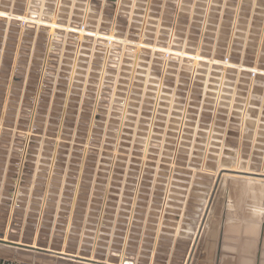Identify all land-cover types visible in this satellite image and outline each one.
<instances>
[{
    "label": "rangeland",
    "instance_id": "374dc122",
    "mask_svg": "<svg viewBox=\"0 0 264 264\" xmlns=\"http://www.w3.org/2000/svg\"><path fill=\"white\" fill-rule=\"evenodd\" d=\"M47 1L53 3L50 15L55 20L62 14L74 20L87 13L101 25L115 21L125 33L139 27L132 16L140 14L143 0H123V6L112 3L118 0ZM150 1L162 14V28L168 27L176 0ZM25 4L26 0H0V10L20 12ZM183 4L180 28L185 35L190 23L194 49L206 56L228 54L234 61L264 68V0H183ZM6 15L0 12V17ZM5 23L0 18V236L6 235L4 240L21 239L92 260L123 264L128 257L135 264H184L206 199L214 196L205 225L227 224L230 210L252 203L243 179L249 184H263L264 179L238 172L264 176V125L247 120L245 135L237 126L225 139L174 138L155 136L153 126L148 131L142 121L122 120L121 106L93 117L94 108L74 85L52 83L39 88L37 64L46 32H23ZM240 82L248 85L245 78ZM195 87V98L201 101L204 85L195 82ZM241 90L237 102L257 107H249V115L264 121V77ZM206 101L212 105L208 108L219 107L217 99ZM234 106L229 115L239 117ZM223 168L235 173L223 177L235 178L223 179L214 192ZM263 188L257 199L264 204ZM188 228L195 229L193 235L184 231ZM12 251L0 246V257L44 264ZM213 254L220 259L242 256L238 249H217ZM263 254L259 249L255 255L260 264ZM202 255L197 247L193 259Z\"/></svg>",
    "mask_w": 264,
    "mask_h": 264
},
{
    "label": "built area",
    "instance_id": "2783aa9c",
    "mask_svg": "<svg viewBox=\"0 0 264 264\" xmlns=\"http://www.w3.org/2000/svg\"><path fill=\"white\" fill-rule=\"evenodd\" d=\"M35 4L28 7L26 2L24 10L30 8L28 13L8 17V28L16 26L23 32L51 29L47 18L53 3L44 0ZM139 4L140 14L132 16L139 27L125 33L115 21L101 25L87 13L74 20H66L64 14L57 18L58 25L52 34L46 32L38 57L39 88L70 83L94 108L93 117L105 111L111 113L112 106H121L122 120L142 121L148 131L153 126L155 136L225 139L231 130L240 127V117L230 116L229 110L234 105L244 106L237 102L241 86L250 87L264 77V68L234 61L228 54L202 55L208 57L202 63L211 68L208 73L227 77L221 88L234 96L226 94L217 99L216 93L215 98L204 96L203 89L204 97L198 101L195 82L205 87V73L192 65L195 49L189 37L190 23L185 35L180 28L184 27L183 0L173 2L174 15L166 28H162V14L154 11L152 1ZM162 30L165 34L158 35ZM244 78L248 85L240 82ZM211 81L220 82L214 78ZM209 99L214 103L217 99L219 107L208 108L212 106L206 101ZM226 110L228 113H224Z\"/></svg>",
    "mask_w": 264,
    "mask_h": 264
},
{
    "label": "crops",
    "instance_id": "0c3cea01",
    "mask_svg": "<svg viewBox=\"0 0 264 264\" xmlns=\"http://www.w3.org/2000/svg\"><path fill=\"white\" fill-rule=\"evenodd\" d=\"M5 22V26H8L9 21L7 18H5ZM240 173L248 174L250 172ZM225 178L235 177H223L222 180ZM243 180L246 183L245 191L253 196L252 203L248 205L250 211L247 206L246 208L243 206H240L239 208L236 207L235 210H230V216L232 219H230L227 224L222 223V225H219L217 222L207 223L205 228H203V232L197 245L198 248L204 251V255L194 259L192 258L190 264H260L259 259L256 258L255 255L259 249L264 251V218H258L263 216L264 213L256 214L259 211L256 208H259L258 205L264 206V204L257 199L260 197V186L264 187V183L260 184V182H258L249 184L245 179ZM207 202L208 199L205 200L204 206ZM199 224L200 221L196 226V229L199 227ZM225 224L230 227H236V229L234 228L230 230L228 227H225ZM215 226H217V228H215ZM251 226L253 227V230H251ZM194 238L195 237H192V243L195 240ZM217 249H238L241 250L242 256L236 259L216 258L213 253L215 250L217 251ZM261 264H264V257L262 258Z\"/></svg>",
    "mask_w": 264,
    "mask_h": 264
},
{
    "label": "water",
    "instance_id": "95a60500",
    "mask_svg": "<svg viewBox=\"0 0 264 264\" xmlns=\"http://www.w3.org/2000/svg\"><path fill=\"white\" fill-rule=\"evenodd\" d=\"M19 11H15V13ZM23 11H20L22 13ZM220 182V177L218 176L216 179L215 183V188L214 192H216ZM214 196L209 201L208 207L205 211L202 223L199 227L197 236L195 237V240L193 243H191V249L189 252V257L187 264H190L193 255L195 253V250L197 248L199 239L201 237V234L203 232V228L205 226V222L207 220L211 205H212V199ZM0 246L2 247H7L9 249H13L15 251H12L16 255H21L24 254L26 257H28L31 260H40L44 264H72V263H77V264H120L119 260H109V262H104L103 260H92L90 258L86 257H76L74 253H62L60 250L50 248L46 246H41L37 244L36 246L33 245V243H27V242H20L19 240H14L11 238H8L7 240H4V236H0ZM49 250V251H48ZM0 264H30L28 262H22V261H17V260H11L10 258H3L0 257ZM123 264H135L133 260L130 258L126 257L125 260L123 261Z\"/></svg>",
    "mask_w": 264,
    "mask_h": 264
},
{
    "label": "bare ground",
    "instance_id": "6f19581e",
    "mask_svg": "<svg viewBox=\"0 0 264 264\" xmlns=\"http://www.w3.org/2000/svg\"><path fill=\"white\" fill-rule=\"evenodd\" d=\"M35 1L37 2V1H39V2H43L44 0H26V2H27V6L29 7V5H30V7L32 6V5H34V6H37L36 4H35ZM256 2V0H254V3ZM117 4L118 5H122L123 6V4H124V2H123V0H118L117 1ZM39 5H40V3H39ZM43 6V5H42ZM42 6H41V9H42ZM30 9V8H29ZM28 9V11L26 12L25 10H24V12H22V13H18V14H24V13H28L30 10ZM40 11V10H39ZM124 11V10H123ZM0 12H4V13H6V14H9V16L8 15H6V16H4V17H0V18H2V19H5V18H8V17H10L11 15H13L14 13H15V11H12V10H9V11H3V10H0ZM100 20H101V18L99 17L98 18V22H100ZM130 20V19H129ZM59 21H57V20H55L53 17H51V15L50 14H48V18H47V23L49 24V26L51 27V29H47V30H45V32H48V34H52L53 33V31H54V29H55V25H58L57 23H58ZM9 29H6L5 30V32H6V34L9 32L8 31ZM34 42H36V36L35 37H33V41H32V43L34 44ZM193 66L194 67H198V68H200V69H203V70H205V71H203V70H198V72H203V73H205V77H204V83H205V87L203 88L204 90H205V95H207L208 93H211V94H213V97H214V95H215V93L217 94V99H219V98H222V95H226V94H230V93H228V92H224V90L221 88L222 87V85L224 84L225 85V82L227 81V77H224V75H221V76H219V77H215V75L213 74V73H208L209 71H210V67H208L207 65H205V64H202V63H204V62H206V58H208V57H204V56H202V54L198 51V50H196L195 49V51L193 52ZM203 73H197L198 75H202ZM197 74H196V76H197ZM217 79V80H220V82L218 83V81H211V79ZM210 85H212V86H210ZM43 89V88H42ZM230 95H232V94H230ZM232 96H234V94L232 95ZM231 102H232V100H231ZM240 105H242V104H240ZM244 106H245V108H242V109H237V108H235V106H234V109L237 111V112H239L241 115L239 116L240 117V121H241V123H240V131H241V134H243L244 133V135H245V133H246V131H247V125H246V122H247V120H252V121H254V122H256V124H260V125H264V121H261L259 118H252V117H250V115H249V107L250 108H253V109H256L257 107H255V106H249V107H247L246 106V104H243ZM232 109V108H231ZM243 135V136H244ZM245 137V136H244ZM180 138V137H179ZM160 150V149H159ZM228 175V174H235L234 172H232V171H230L229 169H220L219 170V173L217 174V177L219 176L220 177V182H219V184L221 183V181H222V177L224 176V175ZM238 174H240V172H238ZM241 174H243V173H241ZM244 175H248V176H255V177H258V178H262V179H264V176H259V175H249V174H244ZM208 204H209V202H207L206 203V205L204 206V208H203V213H202V217H201V220H203V215H204V213H205V210L207 209V207H208ZM257 210H259V211H262V212H264V208L263 207H260V208H256ZM210 212V211H209ZM208 219V218H207ZM200 220V221H201ZM206 223V222H205ZM195 224V223H194ZM200 226V225H199ZM186 228V227H185ZM199 228V227H198ZM198 228L196 229V236H197V233H198ZM193 229V228H192ZM191 228H188V229H185L184 231L187 233V234H192L193 235V232H195L194 230H192ZM178 230V229H177ZM183 231V230H182ZM183 231V232H184ZM189 232V233H188ZM178 233H179V231H178ZM187 234H185V235H187ZM187 236H189V235H187ZM191 236V235H190ZM195 236V237H196ZM5 237H6V235H4V239H5ZM195 239V238H194ZM21 239H19V241H20ZM34 244V243H33ZM35 246V245H34ZM46 247H48V249L50 248V246H46ZM60 251L62 252V253H65V250L64 249H60ZM67 253V252H66ZM68 253H71V252H68ZM75 254V253H74ZM76 257H79L78 256V252H76ZM188 257H189V254L187 255V259H188ZM87 258V257H86ZM104 262H109L108 260H103ZM187 261L188 260H186L185 259V263L184 264H187ZM119 263L120 264H122V262H120L119 261Z\"/></svg>",
    "mask_w": 264,
    "mask_h": 264
}]
</instances>
